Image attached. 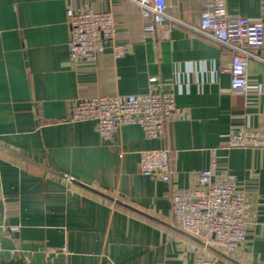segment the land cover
<instances>
[{
    "label": "crops",
    "instance_id": "1",
    "mask_svg": "<svg viewBox=\"0 0 264 264\" xmlns=\"http://www.w3.org/2000/svg\"><path fill=\"white\" fill-rule=\"evenodd\" d=\"M166 1L183 24L151 33L130 0H0V264H191L202 243L176 223L171 192L198 183L212 148L214 175H235L254 218L234 257L205 254L264 264V150L226 147L230 133L264 127V47L249 63V92L233 94L231 51L187 26L199 25L208 0ZM225 2L264 23V0ZM69 8L113 11L124 54L107 48L95 63L73 62ZM151 88L174 91L186 109L160 137L126 124L109 141L94 120L69 118L75 99ZM164 147L169 181L140 170L141 151ZM48 247L67 252L47 258Z\"/></svg>",
    "mask_w": 264,
    "mask_h": 264
},
{
    "label": "built area",
    "instance_id": "2",
    "mask_svg": "<svg viewBox=\"0 0 264 264\" xmlns=\"http://www.w3.org/2000/svg\"><path fill=\"white\" fill-rule=\"evenodd\" d=\"M136 3L142 17L147 20L145 29L157 33L165 23L183 22L168 14L166 0H130ZM70 34L68 46L73 62L95 63L107 48L114 58L124 54L116 42L117 25L111 10L89 8L67 10ZM190 29L218 42L231 51L228 71L233 94H247L250 88L248 67L252 58L262 59L256 52L264 47V23L229 11L225 0H208L204 3L199 25ZM156 80V77H152ZM70 119L94 120L98 132L105 140H112L120 126L139 124L148 138L160 137L169 121L183 118L186 109L179 107L172 90L151 88L144 93H111L72 102ZM227 148H253L264 150V127H245L229 134ZM168 147L146 149L140 153V170L146 175L169 181L171 176ZM217 148L210 150L209 165L199 171L198 183L190 188H176L171 192L172 214L178 226L198 238L202 245L191 264H217L207 256L208 247L234 257L245 240L247 228L254 218L251 202L239 188L235 175L227 168L218 176ZM19 231V225H10ZM197 247L192 245V248ZM65 247H48L47 258L66 253Z\"/></svg>",
    "mask_w": 264,
    "mask_h": 264
},
{
    "label": "water",
    "instance_id": "3",
    "mask_svg": "<svg viewBox=\"0 0 264 264\" xmlns=\"http://www.w3.org/2000/svg\"><path fill=\"white\" fill-rule=\"evenodd\" d=\"M71 181L76 182V183H78L79 185H81V186H83V187H85V188H87V189H90V190H92V191H94V192H96V193H98V194H100V195H103V196H105L106 198L110 199L111 201H113V202H115V203H117V204H123V203L120 202L119 200H117V199H115V198H113V197H110V196H108V195H105V194L101 193L100 191L94 190V189H92L91 187H89V186H87V185H83V184H81V183H79V182H77V181H75V180H73V179H71ZM125 205H126V204H125ZM126 206H128V205H126ZM128 207H129V206H128ZM191 237H193L194 239L198 240V241L201 243V241H200L198 238L194 237L193 235H191ZM208 248L211 249V250H213V251L216 252V253H219V254L224 255V256L227 257V255H225L224 253H222L221 251H218L217 249H215V248H213V247H208Z\"/></svg>",
    "mask_w": 264,
    "mask_h": 264
}]
</instances>
